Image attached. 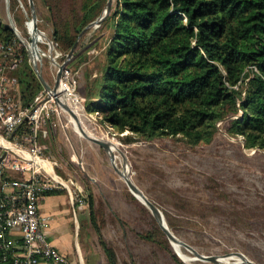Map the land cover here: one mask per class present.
Returning <instances> with one entry per match:
<instances>
[{
	"label": "rangeland",
	"instance_id": "374dc122",
	"mask_svg": "<svg viewBox=\"0 0 264 264\" xmlns=\"http://www.w3.org/2000/svg\"><path fill=\"white\" fill-rule=\"evenodd\" d=\"M32 4L40 30L32 33L43 53L32 51L35 60L36 55L39 58L36 75L52 86L55 63L65 61L76 75V94L83 97L85 73H96L103 61L102 39L93 43L98 25L78 35V45L69 58L68 52L60 51L53 42L47 7L41 0H32ZM8 12L24 40L26 27L32 29L29 0H8V6L6 0H0L2 24L9 23ZM78 47L86 52L80 59L75 53ZM46 90L42 84L36 95L44 96ZM82 102L74 108L82 127L119 147L120 152L114 153L115 165L121 168L124 158L127 175L159 208L172 233L202 254L220 257L240 252L256 264H264V148H245L242 136L226 131L227 120L218 124L209 143L191 145L180 135L143 139L129 129L107 128L100 113L87 112ZM40 144L44 155L56 162V174L69 181L84 200L76 222L81 264H108L100 235L113 249L117 264H178L176 257L183 264H223V259L232 257L211 262L182 248L193 259L184 260L148 207L115 170L108 152L75 131L68 112L58 118L50 114L40 127ZM90 194L93 219L88 207ZM144 234L153 239L144 238ZM230 264L237 262L232 258Z\"/></svg>",
	"mask_w": 264,
	"mask_h": 264
},
{
	"label": "trees",
	"instance_id": "16d2710c",
	"mask_svg": "<svg viewBox=\"0 0 264 264\" xmlns=\"http://www.w3.org/2000/svg\"><path fill=\"white\" fill-rule=\"evenodd\" d=\"M41 1L53 42L68 52L107 0ZM98 29L93 43L102 39L103 61L84 75L87 112L143 139L180 135L191 145L211 142L217 122L227 120L226 131L242 136L245 148H264V0H112ZM0 41L14 42L23 55L13 74L22 104L29 105L42 83L23 43L1 22ZM79 47L80 59L86 52ZM88 207L93 219L91 194ZM100 240L108 264H117ZM9 262L0 251V264Z\"/></svg>",
	"mask_w": 264,
	"mask_h": 264
},
{
	"label": "built area",
	"instance_id": "2783aa9c",
	"mask_svg": "<svg viewBox=\"0 0 264 264\" xmlns=\"http://www.w3.org/2000/svg\"><path fill=\"white\" fill-rule=\"evenodd\" d=\"M29 19L32 29L26 27L27 38L19 41H24L29 62L35 63L39 58L36 55L35 60L32 51H42L32 31L40 30L36 20ZM15 28L20 36L16 24ZM22 59L14 42L0 41V251L4 260L10 259L9 264H73L70 257L48 239L46 217L39 211L40 199L46 191L65 189L72 201L82 205L84 200L74 192L69 181L56 174V162L44 155L40 127L50 114L58 118L66 112L56 103V97L72 109L78 108L76 104L82 101L84 108V97L77 96L76 75L64 65L55 91L46 90L44 96L39 93L29 105H23L19 98L18 77L13 74ZM58 66L59 63H55L56 71ZM249 67L255 69L252 65ZM55 80L56 73L54 83ZM106 126L113 128L110 124Z\"/></svg>",
	"mask_w": 264,
	"mask_h": 264
},
{
	"label": "water",
	"instance_id": "95a60500",
	"mask_svg": "<svg viewBox=\"0 0 264 264\" xmlns=\"http://www.w3.org/2000/svg\"><path fill=\"white\" fill-rule=\"evenodd\" d=\"M6 3H7V6H8V0H6ZM111 3H112V0H107L106 1V4H105V7L104 9L102 10L101 14L96 17L94 20L90 21L82 30L81 32L79 33L82 34L87 27L91 26V25H99L100 22L103 20V18L106 16V14H108V12L110 11V8H111ZM29 5H30V8H31V18L33 20H35V12H34V9H33V4H32V0H29ZM7 11H8V8H7ZM8 20H9V23L7 24L8 26L11 27V29L14 31L16 37L20 40L21 37L19 36V34L17 33L16 31V28H15V24H14V21L12 20V18L10 17L9 15V12H8ZM23 42V41H22ZM75 45L74 44L68 51L67 53V56L70 58L73 54V51H74V48H75ZM66 64L65 61H63L62 63L59 64L58 68H57V71H56V80H55V83L50 86L48 85L43 79L42 77L37 74L40 82L43 84L44 88L49 90V91H55V87L57 85V79L60 75V71H61V68ZM32 65H33V68L34 70L37 72V67H36V63L32 62ZM55 101L56 103H58L66 112H68L70 114V116L77 122L78 121V117L76 115V113L74 112V110L68 105L66 104L65 102H63L61 99H59L58 97L55 98ZM78 127H79V130H80V133L85 136L86 138H88L89 140L99 144L101 147H103L106 151H108L111 147V145L113 144L112 140H110L109 138H100V137H97V136H94L88 132H86L82 126L80 124H78ZM110 157V160L115 168V170L118 172V174L124 179V181L126 182L128 188L130 189V191L135 195H138L142 198V200L144 201V204L148 207V209L151 211V213L153 214V216L155 217L157 223L159 224L160 228L163 230V232L165 233L166 237L168 238V240L170 241L171 245L173 243H176L177 245L181 246L183 249H185L186 251L188 252H191L194 254V256L196 258H204L205 260H208V261H211L209 260L211 258V255H205V254H202L200 253L199 251H197L193 246H191L190 244H188L187 242L181 240L180 238H178L174 233H172L166 222H165V219L161 213V211L159 210V208L151 201L149 200L146 195L140 190V188H138V186H136L132 180H130L128 178V175L127 172H126V168L125 165H123L121 168H118L115 163H114V153H111L109 155ZM124 160V158H123ZM125 162V161H124ZM136 197V196H135ZM225 254H228V253H225ZM223 254V255H225ZM252 261V260H251ZM212 262V261H211ZM252 264H256L255 262L252 261Z\"/></svg>",
	"mask_w": 264,
	"mask_h": 264
},
{
	"label": "crops",
	"instance_id": "0c3cea01",
	"mask_svg": "<svg viewBox=\"0 0 264 264\" xmlns=\"http://www.w3.org/2000/svg\"><path fill=\"white\" fill-rule=\"evenodd\" d=\"M84 208L72 201L64 190L44 193L40 199V214L46 217L48 239L61 252L67 254L73 264H81L79 243L76 241L77 213ZM40 264H47L42 262Z\"/></svg>",
	"mask_w": 264,
	"mask_h": 264
},
{
	"label": "bare ground",
	"instance_id": "6f19581e",
	"mask_svg": "<svg viewBox=\"0 0 264 264\" xmlns=\"http://www.w3.org/2000/svg\"><path fill=\"white\" fill-rule=\"evenodd\" d=\"M33 58L35 59L34 55H33ZM59 90H61L60 87H58ZM74 112L76 113L77 111L73 108ZM77 115V114H76ZM78 117V116H77ZM71 122H72V125H73V128L75 131H77L78 133H80V130H79V127H78V124L81 125L79 119L78 121L76 122L72 117H71ZM82 126V125H81ZM83 128V127H82ZM84 129V128H83ZM85 130V129H84ZM86 131V130H85ZM88 132V131H86ZM89 133V132H88ZM81 134V133H80ZM91 134V133H90ZM115 151L117 152H120V149L119 147H117L116 145L112 144L110 149L107 151L108 154L110 155L111 153H115ZM116 157V156H115ZM122 159V158H121ZM115 162V161H114ZM124 163L123 165H125L124 168H127V164H125L124 160L123 162ZM127 170V169H125ZM127 172V171H126ZM127 175V174H126ZM128 178L130 179V177L128 176ZM131 180V179H130ZM139 198V200H141L143 203L144 201L142 200V198L138 195H135ZM174 244V247L176 248L178 254L184 259L186 260L187 262L193 260L190 256H188L186 253L183 252V249L181 246L177 245L176 243H173ZM234 255V256H233ZM232 256L231 258L229 259H223V261H221V263L223 264H230L231 262V259L234 258V260L237 262V264H252V261L245 258L240 252H228V254H225V255H221L220 257L218 256H214V255H211V258L209 260H212L214 261L216 258H226V257H230ZM204 259V258H202ZM218 262H220V259H217ZM229 261V262H228Z\"/></svg>",
	"mask_w": 264,
	"mask_h": 264
}]
</instances>
